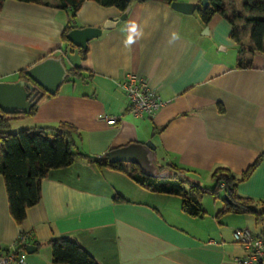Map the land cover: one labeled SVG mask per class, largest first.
I'll use <instances>...</instances> for the list:
<instances>
[{
	"label": "crops",
	"instance_id": "crops-1",
	"mask_svg": "<svg viewBox=\"0 0 264 264\" xmlns=\"http://www.w3.org/2000/svg\"><path fill=\"white\" fill-rule=\"evenodd\" d=\"M58 4L3 2L0 81H19L23 71L51 56L63 57L68 70H84L68 76L55 95L45 94L34 114L10 124L55 128L70 123L78 132L77 149L92 157L132 142H152L159 165L175 164L201 185L210 178L212 187L215 169L241 176L264 153V54L247 53L251 68H238V61L228 59L226 53L239 46L225 17L215 14L204 22L209 33H195L188 13L163 0L134 1L125 20L105 29L121 10L88 0L72 19L71 10ZM69 26L103 29L88 43L86 57L64 41ZM130 73L146 78L165 102L154 116L129 112L122 83ZM238 191L264 200V157ZM117 195L125 201H116ZM217 213L190 216L180 195L147 189L128 173L77 158L49 172L40 202L28 208L19 225L0 174V249H15L26 233L28 244H42L26 252L27 264H53L47 242L60 237L78 241L99 264H240L246 251L234 231L250 228L258 235L264 219L259 225L253 214Z\"/></svg>",
	"mask_w": 264,
	"mask_h": 264
},
{
	"label": "trees",
	"instance_id": "trees-1",
	"mask_svg": "<svg viewBox=\"0 0 264 264\" xmlns=\"http://www.w3.org/2000/svg\"><path fill=\"white\" fill-rule=\"evenodd\" d=\"M0 0V10L3 2ZM23 2H38L41 0H19ZM88 0H59V7L70 9L72 19ZM103 7H116L122 12L129 9L134 1L145 0H92ZM172 4L175 0H163ZM242 11L231 13L226 5V0H210V6L206 9L199 8V13L205 23H209L215 14L225 17L232 25L231 37L240 47V58L238 68H251L252 60L246 59V53L264 54V0H245ZM233 14V16H231ZM241 24L247 26L250 34V45L243 42L246 28H240ZM69 26L63 33L64 41L69 44L70 50H81L83 57L87 51L78 48L67 39V34L73 30ZM67 51V50H66ZM67 53V52H65ZM244 58V59H243ZM84 71L80 66H74L68 70L70 75H79ZM67 76V79H68ZM22 78L27 79L26 70L22 72ZM51 96V94L46 93ZM38 103L31 109L29 114H4L0 116V174L3 175L8 192L10 213L16 222L21 225L27 218V210L37 205L42 197V182L53 169H61L70 166L77 158H84L98 167H110L128 173L132 179L147 189L172 194L182 197V210L193 217H204L203 197L209 193L217 198L223 190L224 207L217 213L220 217L226 213L253 214L257 224L264 219V200H258L250 196L241 195L238 191L240 183L247 180L258 165L261 163L264 153L253 162L241 176H236L230 169L220 167L214 170L212 178L214 186L204 187L190 179L187 171L183 168L169 163L165 166L159 165V171L168 170L170 177L153 178L143 175L137 164L111 163L107 153L92 157L81 153L75 144L74 135L77 129L70 123H62L55 128L37 127L24 128L16 132L7 131L14 119H20L36 112ZM223 110V107L220 106ZM225 187L222 189L221 184ZM228 197V199L226 198ZM116 201H125V198L117 195ZM261 204L263 208L257 209ZM257 235V234H256ZM257 236L264 237V231ZM28 235L21 233L16 241L15 253L25 251ZM53 250V264H99L97 260L87 252L81 244L68 237L51 239L47 242ZM41 247L40 242H36ZM9 250H5L8 252Z\"/></svg>",
	"mask_w": 264,
	"mask_h": 264
},
{
	"label": "water",
	"instance_id": "water-1",
	"mask_svg": "<svg viewBox=\"0 0 264 264\" xmlns=\"http://www.w3.org/2000/svg\"><path fill=\"white\" fill-rule=\"evenodd\" d=\"M172 8L182 13H191L195 6L190 3L173 1ZM210 6V0H204L203 9ZM130 9L123 12L120 17L107 20L105 29L116 27L120 20H125ZM102 28L84 27L74 28L67 34V39L83 50L88 49V43L99 37ZM209 33V29L205 30ZM69 72L65 66L63 57H48L40 63L26 70L27 79L22 78L16 82L0 81V116L4 114H29L31 109L46 94L55 95L64 83ZM107 158L111 163L137 164L143 175L153 178H168V170H158V159L155 146L152 142H132L126 146L111 149L107 152ZM228 199V197H226ZM37 246L26 245V252L32 253ZM2 263V260H0Z\"/></svg>",
	"mask_w": 264,
	"mask_h": 264
},
{
	"label": "built area",
	"instance_id": "built-area-1",
	"mask_svg": "<svg viewBox=\"0 0 264 264\" xmlns=\"http://www.w3.org/2000/svg\"><path fill=\"white\" fill-rule=\"evenodd\" d=\"M122 86L129 100V112L138 117H152L165 104L163 99L151 86L149 81L130 73ZM222 189L225 185L221 184ZM235 240L245 249V255L238 259L240 264H264V237L257 236L250 228H239L234 231ZM26 251L18 254L15 250L0 249V264H27Z\"/></svg>",
	"mask_w": 264,
	"mask_h": 264
},
{
	"label": "rangeland",
	"instance_id": "rangeland-1",
	"mask_svg": "<svg viewBox=\"0 0 264 264\" xmlns=\"http://www.w3.org/2000/svg\"><path fill=\"white\" fill-rule=\"evenodd\" d=\"M177 1L184 2V3H190V4H193L195 6L194 11L191 13H188L189 18H190V16L192 17V20L194 23L192 26L195 27V33H202L203 34V32L206 30V28L209 27L207 24L204 23L201 15L199 13V10H198L199 8L203 7L204 0H190L191 2H186L187 0H177ZM244 1L245 0H226V5H227V7L231 13L232 12L236 13V12L242 11V9H243L242 6H243ZM231 16H233V14ZM240 26H241L240 28H242V29L246 28V33H245L244 37L242 38L243 42L245 43L247 41V39L249 38L246 36V35H248L249 32H248L247 26H245L244 24H241ZM220 50H222L221 47H220ZM245 56H246V59L249 58L247 53L245 54ZM226 57L228 59H231V60L234 59V61H238L240 58V47H237L236 50H229L226 53ZM71 58H72V56H71ZM72 60L75 61V63L79 61L76 57L75 58L73 57ZM67 64L71 65L69 63H67ZM67 87L72 88V85L67 83L66 88ZM25 127H26V123H24V122H19V121L17 123L13 122L12 124H10L7 131L16 132V131H19L21 129H24ZM210 180H211L210 178H203L202 182H201L202 186L212 187V181H210ZM130 182H132V181H130ZM120 186H123V184L122 185L120 184ZM127 191H128L127 192L128 195H130L129 190H127ZM224 196H225L224 192L223 193L220 192V194L217 198H215L214 196H212L209 193L204 195L202 203H203V208L205 210V217L207 216V218H210V216L215 215V213H217L219 210H221L223 208ZM220 206H221V208H219ZM257 207L259 208V210H261L263 208V206L261 204L257 205ZM215 209H217L216 212H215ZM225 216H228V215H225ZM231 216H235V215H231Z\"/></svg>",
	"mask_w": 264,
	"mask_h": 264
},
{
	"label": "clouds",
	"instance_id": "clouds-1",
	"mask_svg": "<svg viewBox=\"0 0 264 264\" xmlns=\"http://www.w3.org/2000/svg\"><path fill=\"white\" fill-rule=\"evenodd\" d=\"M133 31H135V26H133ZM129 42H131V37H129Z\"/></svg>",
	"mask_w": 264,
	"mask_h": 264
}]
</instances>
